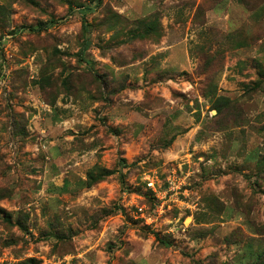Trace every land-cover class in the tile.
Masks as SVG:
<instances>
[{"label":"rangeland","instance_id":"rangeland-1","mask_svg":"<svg viewBox=\"0 0 264 264\" xmlns=\"http://www.w3.org/2000/svg\"><path fill=\"white\" fill-rule=\"evenodd\" d=\"M263 1L0 0V264H264Z\"/></svg>","mask_w":264,"mask_h":264},{"label":"built area","instance_id":"built-area-1","mask_svg":"<svg viewBox=\"0 0 264 264\" xmlns=\"http://www.w3.org/2000/svg\"><path fill=\"white\" fill-rule=\"evenodd\" d=\"M168 180V188L166 189V191H163V195L161 196L163 198V200L156 204L155 207L153 208V213L154 216H158L161 215V212L164 211L165 209H168V204H167V199H165V195L169 192V190H177L180 186H179V181H177L176 183H174L173 180H171L169 177L167 178ZM155 182H156V177L154 175H146L145 176V183L147 185L148 188H151L152 190H155ZM171 192L168 193V195H170ZM158 196V195H157ZM140 197V196H139ZM135 214L137 217L143 218L144 219V223L146 221V217H149V214L147 213V209L145 208L144 203L140 204V203H136L135 204ZM165 208V209H164Z\"/></svg>","mask_w":264,"mask_h":264},{"label":"trees","instance_id":"trees-1","mask_svg":"<svg viewBox=\"0 0 264 264\" xmlns=\"http://www.w3.org/2000/svg\"><path fill=\"white\" fill-rule=\"evenodd\" d=\"M263 3H264V1H263ZM84 28H85V26L83 25L82 26V29H84ZM154 30H155V23H154V21H149L148 23L144 24L143 27H142V33H144V34L152 33ZM139 33H140V31H139ZM226 100H228V99L227 98L226 99H223L222 97H220L216 101H214L213 108L216 109V113H220L222 111L223 106H224ZM263 158H264V156H263ZM110 171L111 170H109V169L105 170V174L109 173ZM101 176L102 175H99L98 178H101ZM161 241H162L163 244L169 245V242H167L165 240H161Z\"/></svg>","mask_w":264,"mask_h":264}]
</instances>
